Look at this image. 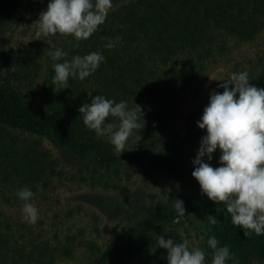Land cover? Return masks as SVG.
Returning a JSON list of instances; mask_svg holds the SVG:
<instances>
[{"label": "trees", "instance_id": "obj_1", "mask_svg": "<svg viewBox=\"0 0 264 264\" xmlns=\"http://www.w3.org/2000/svg\"><path fill=\"white\" fill-rule=\"evenodd\" d=\"M48 2L0 0V264H53L58 246L44 239L17 242V231L25 228L14 230L7 215L11 199H19L18 190L27 187L35 194L37 184L48 185L53 168L42 139L92 173L121 163H146L176 185L167 203L139 205L136 215L125 209L127 224L90 262L149 264L158 253L152 240L156 221L176 213L175 199H182L184 207L208 199L191 174L194 166L182 167V155L165 154L156 144L157 131L167 124L180 92L223 51L228 38L251 40L264 29V0H112L105 22L80 42L60 34L35 39L32 23ZM117 36L121 40L113 49L104 47ZM56 49L67 53L68 60L93 51L105 60L83 81L69 78V88L56 92L54 61L48 54ZM249 78L264 88V53ZM95 95L142 107V127L133 131L120 157L107 136H97L83 124L78 109ZM113 122L118 121L106 120ZM220 155L218 149L213 167ZM213 232L191 247L206 253V264L212 259L207 245L211 236L218 246L229 247L238 264H264V235L246 237L242 227L228 220Z\"/></svg>", "mask_w": 264, "mask_h": 264}, {"label": "rangeland", "instance_id": "obj_2", "mask_svg": "<svg viewBox=\"0 0 264 264\" xmlns=\"http://www.w3.org/2000/svg\"><path fill=\"white\" fill-rule=\"evenodd\" d=\"M263 53L264 29L251 40L228 38L223 51L180 92L167 124L157 131L155 141L160 149L168 155L186 157L182 167L194 166L192 160L202 136L206 135V130L200 129L196 122L209 103L211 91L222 93L223 88L217 85L223 80L219 79L228 78L231 73L246 71L250 77L259 67ZM129 140L131 136L126 143ZM40 145L46 150L53 171L45 188L37 184L31 200L38 209L39 218L35 224L26 222L22 213L24 201L20 199H11L13 203L7 208V215L14 230L25 228L22 233L17 231V242L44 239L58 246L53 264H90L127 224L125 209L136 215L139 205L152 207L158 202L167 203L174 196L176 185L149 164L121 163L117 168H103L92 173L76 159L57 152L49 141L42 139ZM217 157L218 149L211 161L207 157L203 159L213 166ZM218 166L221 165L218 163ZM184 208L185 217L179 222H174L176 213L166 221H156L152 238L156 246L157 236L165 235V239L177 242L188 240L191 248L201 236L207 237L226 220L231 221L226 206L209 198L194 200ZM208 215L216 217L215 225L208 223ZM27 227L32 232L29 236L26 235ZM157 252L149 264H168L167 250L157 246Z\"/></svg>", "mask_w": 264, "mask_h": 264}, {"label": "clouds", "instance_id": "obj_3", "mask_svg": "<svg viewBox=\"0 0 264 264\" xmlns=\"http://www.w3.org/2000/svg\"><path fill=\"white\" fill-rule=\"evenodd\" d=\"M112 7V0H49L47 8L32 23L35 39L60 34L70 35L77 42L87 40L105 22ZM120 40L119 36L109 39L104 47L113 49ZM48 54L54 61L52 85L56 92L69 88V78L83 81L105 60L98 51L75 55L71 60L65 59L67 53L60 49ZM219 80L223 83L217 87L223 88V92L211 91L209 103L196 122L200 129L206 130V135L202 136L192 160L194 170L191 174L202 194L226 206L231 223L242 227L246 237L251 238L253 233L261 236L264 235V88L251 84L246 71L234 72ZM78 111L89 130L109 138L114 154L119 157L126 150V142L133 131L142 127L139 119L144 116L139 104L134 103L129 108L125 101L117 103L103 95L92 96L90 103H83ZM109 117L115 118L118 124L106 123ZM217 149L221 153V166L213 167L203 158L211 161ZM34 195L27 187L16 192L24 201L23 219L30 224H35L39 218L38 209L31 203ZM173 207L177 214L174 222H179L185 217L183 200L175 199ZM207 221L210 225L217 223L214 215H208ZM207 245L212 249L211 264H227L229 260L238 264L227 245L218 246L215 236L208 238ZM157 246L167 250L168 264H206V253L199 247L190 249L188 240L177 242L159 235Z\"/></svg>", "mask_w": 264, "mask_h": 264}]
</instances>
